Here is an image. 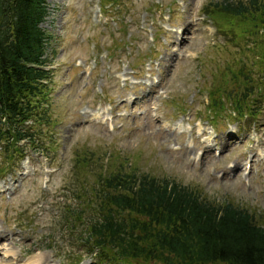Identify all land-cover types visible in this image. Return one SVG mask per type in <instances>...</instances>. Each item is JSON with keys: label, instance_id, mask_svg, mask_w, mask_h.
Here are the masks:
<instances>
[{"label": "rangeland", "instance_id": "rangeland-1", "mask_svg": "<svg viewBox=\"0 0 264 264\" xmlns=\"http://www.w3.org/2000/svg\"><path fill=\"white\" fill-rule=\"evenodd\" d=\"M223 1L123 0L124 14L112 20L99 0H48L41 28L53 39L57 123L45 128L42 145L51 162L29 151L0 180L9 188L0 196V264H101L76 239L83 224L71 232L63 210L76 208L72 196H79L90 198L88 213L99 177L120 171L168 178L214 204L264 215V103L255 104V127L228 114L214 124L207 115L213 84L228 67L237 72L253 60V41L203 15L204 6Z\"/></svg>", "mask_w": 264, "mask_h": 264}, {"label": "trees", "instance_id": "trees-1", "mask_svg": "<svg viewBox=\"0 0 264 264\" xmlns=\"http://www.w3.org/2000/svg\"><path fill=\"white\" fill-rule=\"evenodd\" d=\"M101 2L113 3L115 15L122 13L123 0ZM48 8V0H0V175L28 150L51 159L42 145L45 128L57 123L47 55L53 39L41 28ZM203 13L220 31L236 28L239 39L253 41L247 49L252 62L237 72L228 67L226 77L210 88L209 110L257 118L254 106L258 97L264 100V0L211 2ZM92 161L79 158L76 168ZM99 178L93 209L87 213L83 202L66 207L67 224L72 230L83 224L78 240L99 262L264 264V215L232 202L214 204L175 181L135 170Z\"/></svg>", "mask_w": 264, "mask_h": 264}, {"label": "bare ground", "instance_id": "bare-ground-1", "mask_svg": "<svg viewBox=\"0 0 264 264\" xmlns=\"http://www.w3.org/2000/svg\"><path fill=\"white\" fill-rule=\"evenodd\" d=\"M33 263L40 264V263H41V259H37V260L34 261Z\"/></svg>", "mask_w": 264, "mask_h": 264}]
</instances>
